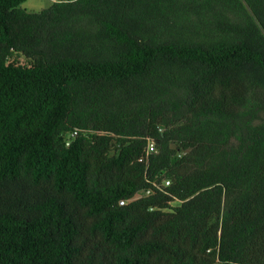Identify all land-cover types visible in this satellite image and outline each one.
<instances>
[{
    "label": "trees",
    "instance_id": "trees-1",
    "mask_svg": "<svg viewBox=\"0 0 264 264\" xmlns=\"http://www.w3.org/2000/svg\"><path fill=\"white\" fill-rule=\"evenodd\" d=\"M25 1L0 0V264H264V0Z\"/></svg>",
    "mask_w": 264,
    "mask_h": 264
},
{
    "label": "built area",
    "instance_id": "built-area-1",
    "mask_svg": "<svg viewBox=\"0 0 264 264\" xmlns=\"http://www.w3.org/2000/svg\"><path fill=\"white\" fill-rule=\"evenodd\" d=\"M76 132H77V131H73V132H69V133L65 134V145H66V146H67V145L70 143V141L76 136ZM146 142H147V143H146V147H145V158H146L148 155H150V154H152V153H155V146H154L153 141L150 140V139H147ZM139 161H141V160H139ZM168 185H169V182H168V181H164L163 183H160V184H158V183H156V182H153V183H152V187L155 188V189H157V190H159V191L163 190L164 187H166V186H168ZM151 192H152V191H151L150 189L145 190V191L138 192V193H136V194L133 196V198H131V199H129V200H126V201H120V202H119V205H124V204L128 203L129 201H132V200L138 199V198H140V197H142V196L149 195V194H151Z\"/></svg>",
    "mask_w": 264,
    "mask_h": 264
},
{
    "label": "rangeland",
    "instance_id": "rangeland-1",
    "mask_svg": "<svg viewBox=\"0 0 264 264\" xmlns=\"http://www.w3.org/2000/svg\"><path fill=\"white\" fill-rule=\"evenodd\" d=\"M55 1L57 0H26L20 5V8L28 13H36L47 8ZM20 62H23V60H21ZM176 205H177L176 202L172 203V206H176Z\"/></svg>",
    "mask_w": 264,
    "mask_h": 264
},
{
    "label": "water",
    "instance_id": "water-1",
    "mask_svg": "<svg viewBox=\"0 0 264 264\" xmlns=\"http://www.w3.org/2000/svg\"><path fill=\"white\" fill-rule=\"evenodd\" d=\"M60 1H62V0H60Z\"/></svg>",
    "mask_w": 264,
    "mask_h": 264
}]
</instances>
